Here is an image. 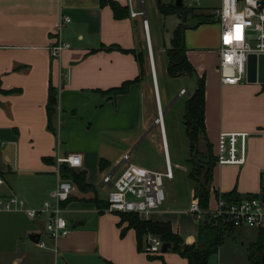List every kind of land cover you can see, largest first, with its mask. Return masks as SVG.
Returning a JSON list of instances; mask_svg holds the SVG:
<instances>
[{"label":"crops","instance_id":"obj_1","mask_svg":"<svg viewBox=\"0 0 264 264\" xmlns=\"http://www.w3.org/2000/svg\"><path fill=\"white\" fill-rule=\"evenodd\" d=\"M118 1L129 6V0ZM133 2L134 8L141 10L146 0ZM198 5L210 11L214 7ZM63 14L72 19L59 29ZM145 17L146 11L117 18L112 6L101 0H0V83L4 89H18L0 91V195L15 193L29 206L42 207L59 180L58 157L70 152L81 154L82 164L74 167L84 170L91 183L86 190L74 183L76 188L64 204L70 231L56 242L43 234L47 214L31 219L22 210H0V235L24 245L11 256L10 264H163L138 249L134 228L121 235V216L101 206L108 196L101 194L96 179L98 172L102 181L107 173H113V178L120 174L125 153L131 158L133 144L141 134L136 129L151 123L147 76L115 96L103 92L140 74L135 53L122 48L139 50L146 35L151 40ZM221 30L220 23L211 26L208 22L187 28L185 35L188 57L198 73L206 76L205 124L214 153L222 130L249 132L244 163L215 164L211 207L216 204L217 191L250 195L260 190L264 176V82L221 81ZM58 37L70 46L54 57L50 46ZM154 41L160 48L158 33ZM51 84L58 91L54 131L47 126ZM157 92L160 101L158 86ZM162 123L163 149L166 146L164 153L169 159ZM112 145L120 152L114 161L109 154ZM102 158L108 160L102 162L104 168ZM194 193L193 188L192 201L198 199ZM169 198L166 195L159 207L140 217L169 221L186 242H195L198 221L189 209H175ZM34 234L44 238L47 246L40 247L32 240ZM160 254L169 263L187 264L186 258L171 249Z\"/></svg>","mask_w":264,"mask_h":264},{"label":"built area","instance_id":"obj_2","mask_svg":"<svg viewBox=\"0 0 264 264\" xmlns=\"http://www.w3.org/2000/svg\"><path fill=\"white\" fill-rule=\"evenodd\" d=\"M134 0H129L130 14H143V10L134 8ZM144 3V0H140ZM198 3L199 0H189ZM212 13L221 22V40L219 47L218 70L223 83H238L246 79L248 56L251 52H264V3L263 0H222L220 5L211 9ZM71 16L63 14L58 27L61 29L71 21ZM148 30V20L144 19ZM240 28L241 39L236 40L237 28ZM228 38V42H226ZM149 43L151 40L149 38ZM70 46V42L57 38L50 46L54 57L61 55L62 51ZM246 130H222L217 144L218 163H244L247 159ZM167 154L166 146H164ZM58 161L68 162L72 166L82 164L79 152H70L59 156ZM59 180L44 200L42 207L29 206L25 199L15 193L7 196L0 195V210H22L31 219H36L42 214H47L45 231L43 234L53 241L69 234L68 220L64 216L67 200L75 190L74 182L60 175V166L57 168ZM172 177V165L166 159V169L159 170L130 160V154L125 153L124 165L118 176L113 178V173H107L103 179L111 183L112 189L108 193L106 210L113 212H138L148 214L159 207L166 198L163 188L164 177ZM0 182L2 179L0 178ZM194 218L200 222L207 213L223 217L235 227H249L264 229V185L259 191L239 198L227 199L221 193L216 197L215 206L204 208L198 199L190 205ZM63 222V226H60ZM164 241L157 235L149 234L145 252L157 255L163 251ZM38 245L46 247V240L39 238Z\"/></svg>","mask_w":264,"mask_h":264},{"label":"trees","instance_id":"obj_3","mask_svg":"<svg viewBox=\"0 0 264 264\" xmlns=\"http://www.w3.org/2000/svg\"><path fill=\"white\" fill-rule=\"evenodd\" d=\"M102 3H109L117 18L130 15L129 6L123 5L118 0H101ZM264 3V0H263ZM156 5L159 11L165 15L178 14L181 21L174 29L170 39V44L166 46L165 51L168 57L167 70L173 76L178 75H196V85L189 92L185 100V130L190 139L191 156L190 161L192 168L189 171V176L195 180V197H198L200 204L206 208L210 205V196L212 189L213 169L217 163V156L213 151L212 143L209 141L206 124H205V91H206V76L205 73L199 74L195 65L190 60L187 54L186 45V30L189 27H197L202 23L214 22L217 17L210 10H204L200 6L187 5L184 1L182 5H177L175 0H156ZM154 47V46H153ZM124 50L133 51L139 61L140 74L134 78L123 81L120 85L113 86L103 92H108L115 96L117 93L125 92L129 89L131 83L142 76H147V50L140 48H122ZM155 50V48H153ZM155 52V51H154ZM17 88L4 89L2 92H12ZM58 91L51 84L49 86L47 99V115L48 128L55 130L54 115L57 110ZM203 137L205 148L199 147L200 138ZM108 161L105 158L101 159V168L105 166L102 162ZM60 175L63 178L72 180L80 189H89L91 183L86 179V174L82 169H76L68 162H61ZM264 185V176L261 187ZM255 193V192H254ZM217 195L220 192H216ZM227 199L242 197L235 190L221 193ZM250 194V193H248ZM70 198V197H69ZM68 198V199H69ZM67 199V200H68ZM65 200L63 204L67 201ZM108 200L103 202L107 207ZM121 216L119 222L122 227L121 235L124 236L129 228H134L137 234L138 249L144 251L147 245L149 234L159 236L164 242L171 243V250L180 256L187 259V264H208L212 255L219 252L220 247L224 244L229 233L236 230L230 221L223 217L214 216L212 213H207L204 219L198 222V234L195 242H186L185 239L173 230L172 224L169 221H153L142 219L138 212H118ZM127 224L123 226V224ZM164 252V251H162ZM161 252V253H162ZM264 255V229H258L257 238L251 244L248 251V264H261ZM150 258H159L163 264H173L165 260L161 254L149 255ZM110 264H113L110 262Z\"/></svg>","mask_w":264,"mask_h":264},{"label":"rangeland","instance_id":"obj_4","mask_svg":"<svg viewBox=\"0 0 264 264\" xmlns=\"http://www.w3.org/2000/svg\"><path fill=\"white\" fill-rule=\"evenodd\" d=\"M187 5L198 4H214L220 5V0H199L198 3H190L184 0ZM146 16L149 20V31L152 43L145 36L143 46L147 50V77L149 79V107L151 123L147 127L139 125L136 131L141 132L140 136L133 144L134 151L130 160L139 164L147 165L155 169H166V157L163 149L162 127L161 122H155L159 116V110L164 112L163 122L165 133L170 150L169 159L172 165L173 178L164 177L163 188L166 195H170L172 206L175 209L187 208L190 210L192 203L193 188H195V180L189 176L192 168L190 161V139L185 130L184 114L185 100L190 91L195 87L197 76L178 75L173 76L168 73V57L163 47L170 44L171 36L177 27L181 18L178 14H163L159 11L156 0H146L145 6ZM211 26L221 22L217 19L210 22ZM195 28V27H189ZM213 28V27H212ZM144 30H146L144 28ZM159 35L160 48L155 46V36ZM154 46V47H153ZM155 48V50L153 49ZM140 49V48H139ZM155 51V52H154ZM157 78V86L159 89L160 102L155 84ZM161 103V104H160ZM147 116V109L143 107V118ZM113 133V138L118 136ZM109 147V146H108ZM125 147V146H123ZM199 147L204 149V139L200 138ZM111 158L120 153L113 145L109 147ZM115 166V165H114ZM110 170V169H108ZM97 181L100 182L101 194L108 196L111 186L102 181V173L98 172ZM259 191V190H258ZM113 212V211H110ZM191 213V212H190ZM193 216V213H191ZM258 229L249 227H237L235 231L228 234L222 250L212 255L211 264H248V251L251 244L257 238ZM6 234V238H7ZM24 245L21 242L13 240H5L0 235V264H10L11 256L20 250ZM222 251V252H221ZM219 255V256H218ZM214 261V262H213Z\"/></svg>","mask_w":264,"mask_h":264},{"label":"water","instance_id":"obj_5","mask_svg":"<svg viewBox=\"0 0 264 264\" xmlns=\"http://www.w3.org/2000/svg\"><path fill=\"white\" fill-rule=\"evenodd\" d=\"M175 3L177 5H182L184 3V0H175ZM145 11L143 10V13ZM146 18V17H145ZM246 79L248 81H259L264 82V52L257 53V52H251L248 56V62H247V72H246ZM164 112H160L158 118L155 120V122H158ZM39 234H34L31 236V239L34 241H39ZM171 248V243L164 242L163 243V251H168ZM264 264V255L262 257V263Z\"/></svg>","mask_w":264,"mask_h":264},{"label":"snow or ice","instance_id":"obj_6","mask_svg":"<svg viewBox=\"0 0 264 264\" xmlns=\"http://www.w3.org/2000/svg\"><path fill=\"white\" fill-rule=\"evenodd\" d=\"M235 39H236V40L241 39V36H240V28H239V27L237 28V34H236ZM226 42H228V38H226Z\"/></svg>","mask_w":264,"mask_h":264},{"label":"bare ground","instance_id":"obj_7","mask_svg":"<svg viewBox=\"0 0 264 264\" xmlns=\"http://www.w3.org/2000/svg\"><path fill=\"white\" fill-rule=\"evenodd\" d=\"M155 83H156V80H155ZM158 93V92H157ZM160 102V101H159ZM160 112H162V110H161V108H160V110H159V114H160ZM162 118H163V115H162V117L160 118V122H161V127H162V129H163V123H162ZM164 143H165V140H164Z\"/></svg>","mask_w":264,"mask_h":264},{"label":"clouds","instance_id":"obj_8","mask_svg":"<svg viewBox=\"0 0 264 264\" xmlns=\"http://www.w3.org/2000/svg\"><path fill=\"white\" fill-rule=\"evenodd\" d=\"M60 226H61V227L63 226V222H60Z\"/></svg>","mask_w":264,"mask_h":264}]
</instances>
